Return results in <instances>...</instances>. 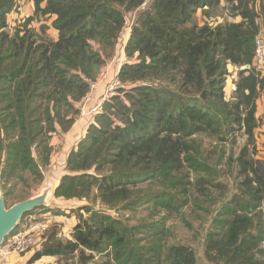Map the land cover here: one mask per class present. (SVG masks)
I'll list each match as a JSON object with an SVG mask.
<instances>
[{
  "label": "trees",
  "instance_id": "1",
  "mask_svg": "<svg viewBox=\"0 0 264 264\" xmlns=\"http://www.w3.org/2000/svg\"><path fill=\"white\" fill-rule=\"evenodd\" d=\"M32 1L34 16L12 33L8 16L18 3L0 0V190L6 204L20 183L30 188L29 178L46 181L53 135L75 124L91 83L117 50L128 14L138 11L125 46L136 61L122 64L114 94L90 116L54 196L99 199L131 213L143 205L179 212L192 202L191 186L207 199L209 186H224L215 181L226 161L240 181L212 219L205 256L214 264H264V175L256 139L264 74L253 65L264 0H224L235 20L216 25L210 21L223 0ZM44 16L52 18L56 40L49 26L30 27ZM229 66L239 68L232 100ZM235 131L246 137L238 155L221 149L213 161L196 139L206 134L226 143ZM41 207L24 214L10 238ZM166 236L164 222L130 225L89 203L78 207L72 239L45 233L32 260L78 254L87 264L100 254L102 264H200L194 248L167 245Z\"/></svg>",
  "mask_w": 264,
  "mask_h": 264
},
{
  "label": "rangeland",
  "instance_id": "2",
  "mask_svg": "<svg viewBox=\"0 0 264 264\" xmlns=\"http://www.w3.org/2000/svg\"><path fill=\"white\" fill-rule=\"evenodd\" d=\"M18 3V8L11 12L8 16V31L14 32V29L22 28L25 25L26 20L30 17L34 16L35 13V3L33 2V10L29 11L28 4L23 5L21 0H16ZM28 1V0H26ZM26 10V13L29 16L20 17L22 11ZM226 1L223 0L221 8L218 9L215 13V18L213 22L210 21L211 24L216 25L217 23L229 20L233 21L234 18H230L228 15V11L226 9ZM30 13V14H29ZM139 13L138 11L132 12L128 14V25L125 28L122 36L118 40L117 50L114 55L108 59L107 64L102 68L110 69V81L113 82L115 75L117 74L119 65L124 64L125 62H134L136 61V57L133 59H129L124 53L122 46L126 41H128L132 29V25L137 21ZM51 17L44 16L40 17V19L36 18L29 25L33 28H40L41 25L49 26L52 25ZM197 21L200 24H203L205 19L201 12L197 15ZM48 35L52 39H57V31H55L52 27H50L48 31ZM115 61H117L115 63ZM115 63V65L113 64ZM101 70V71H102ZM239 68L234 66H229L230 77L227 78L226 89H227V98L232 100L234 96L233 86L235 84V80L237 78ZM229 80V81H228ZM111 86V83L108 84ZM119 84L114 86V90L118 87ZM113 90V91H114ZM89 117V116H86ZM78 118V117H77ZM198 142L202 143V150L205 152V155L209 157L211 161L216 160L218 158V152L221 149H226L227 156L234 152L235 155H238L240 149L245 144L246 137L243 135V132L235 131L229 136V139L226 143H220L218 138L208 136L206 134H200L196 136ZM257 159L264 166V154L257 155ZM220 169L223 170V174L216 180L215 183H223V187H213L209 186L212 190V197L203 198L200 197L201 193L197 190L196 186H191L190 197L192 202L185 206L179 212H167L164 209H155L152 205H143L137 211L131 213L123 208L118 209H109L104 206L102 202L98 200H94V198L89 200H63L58 199L51 192V196L47 199L46 203L42 205L41 208H38L36 211L32 212V214L26 216L19 227L18 231H24L25 227H29L32 223L37 221H47L49 223V228L41 233L39 236L37 235V246L35 248L30 249L24 253H17L14 251L13 247L10 244V235L6 236L3 244L0 247V264H82L78 258V254L71 255L68 257H47L39 260H32L34 254L41 248V244L43 241V235L46 233H51L53 231H57L59 237L62 240L72 239V233L75 225L78 223V207L81 205L91 204L97 210L105 211L106 213L112 215L113 217L124 220L130 225H141L144 223H154V222H164L167 236L165 238L167 245L172 244H185L194 248L198 262L200 264H214L209 262L205 256V239L208 230L210 229L212 219L216 214V211L222 206L223 202H226L230 199L237 191V186L240 181V178L237 176V169L230 170V167L226 161L223 162L222 166L220 165ZM230 170V171H229ZM50 175H54V172L51 173L49 169L46 171V177ZM197 175L195 173H191V182H197ZM29 183L32 185L30 188H25V185L20 183L15 190V193L10 197L7 202V207H11L17 202H20L22 198L28 197L34 198L41 196L43 192L47 189L50 191L49 185H47L48 181H44L43 183H33V181L29 178ZM210 185V184H208ZM2 195V192L0 193ZM198 197L203 198L202 201L199 200L198 203L195 201ZM26 200V199H25ZM204 201V202H203ZM201 205L197 207V205ZM82 212V211H81ZM80 213V212H79ZM88 215L85 214V217ZM86 253H89L86 251ZM106 260V256L96 254L95 258L92 261H89L87 264H102L103 261Z\"/></svg>",
  "mask_w": 264,
  "mask_h": 264
},
{
  "label": "crops",
  "instance_id": "3",
  "mask_svg": "<svg viewBox=\"0 0 264 264\" xmlns=\"http://www.w3.org/2000/svg\"><path fill=\"white\" fill-rule=\"evenodd\" d=\"M21 3H23V5L28 4L29 11L32 12L33 6H31V4L33 5V2H31L30 0L28 1L21 0ZM28 8L26 7L25 10H23L21 15L19 16L20 17L29 16L26 13V10H28ZM110 78L111 76H109V78L103 84H101L94 98V101L90 103L91 108L96 104L95 103L96 99L108 91L109 89L108 84L111 82ZM257 106L258 107H257L256 117L258 118L259 121V127L256 129L257 146H258L259 154H264V94L258 99ZM89 119L90 117L79 115L75 124L72 126V128L69 131L63 132L59 130L52 137L51 144L54 148V153L51 158V165L49 169L51 170V173L54 172V175L52 176L49 174L46 180L48 181L47 185H49L50 188H52L51 192L53 194H54V190L60 183V179L62 175L67 173L65 165L69 153L74 147H76L78 142L86 134L88 125L90 124ZM58 199L65 200L64 198H58ZM47 257H53V256H44L43 258H47Z\"/></svg>",
  "mask_w": 264,
  "mask_h": 264
},
{
  "label": "built area",
  "instance_id": "4",
  "mask_svg": "<svg viewBox=\"0 0 264 264\" xmlns=\"http://www.w3.org/2000/svg\"><path fill=\"white\" fill-rule=\"evenodd\" d=\"M125 46L121 47L125 53ZM117 61H115L116 63ZM115 63H113L115 65ZM253 65L255 68L264 74V32L260 33L256 38V47L254 53ZM121 67V64L119 65ZM249 68V67H248ZM120 69H118L117 74L115 75L114 81L110 82L108 91L102 96L96 99V104L91 108L90 103L94 101V98L101 86L110 76V69H104L100 71L98 78L91 83V89L88 96L85 98L84 102L81 105V116H92L96 115L102 111L103 102L109 98L112 94H114V86L119 84L118 73ZM49 228V223L47 221H37L32 223L29 227H25L24 231H18L13 234L10 238V244L13 247L14 251L17 253H24L33 250L35 246H37V235L39 236L41 233H44Z\"/></svg>",
  "mask_w": 264,
  "mask_h": 264
},
{
  "label": "water",
  "instance_id": "5",
  "mask_svg": "<svg viewBox=\"0 0 264 264\" xmlns=\"http://www.w3.org/2000/svg\"><path fill=\"white\" fill-rule=\"evenodd\" d=\"M244 68H248V66H245ZM258 165L264 175V166L260 161H258ZM46 191L50 190L47 189ZM46 201V196H44L43 192L41 196L17 202L8 208L4 196L0 195V247L6 236L17 227L22 216L34 208L44 205Z\"/></svg>",
  "mask_w": 264,
  "mask_h": 264
},
{
  "label": "bare ground",
  "instance_id": "6",
  "mask_svg": "<svg viewBox=\"0 0 264 264\" xmlns=\"http://www.w3.org/2000/svg\"><path fill=\"white\" fill-rule=\"evenodd\" d=\"M44 196H46V200L49 199V197L51 196V191H44Z\"/></svg>",
  "mask_w": 264,
  "mask_h": 264
},
{
  "label": "clouds",
  "instance_id": "7",
  "mask_svg": "<svg viewBox=\"0 0 264 264\" xmlns=\"http://www.w3.org/2000/svg\"><path fill=\"white\" fill-rule=\"evenodd\" d=\"M244 68V67H243Z\"/></svg>",
  "mask_w": 264,
  "mask_h": 264
}]
</instances>
